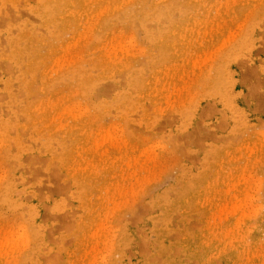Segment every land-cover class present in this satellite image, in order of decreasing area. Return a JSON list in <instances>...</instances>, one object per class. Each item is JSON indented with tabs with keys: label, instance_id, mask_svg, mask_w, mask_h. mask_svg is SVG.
<instances>
[{
	"label": "rangeland",
	"instance_id": "rangeland-1",
	"mask_svg": "<svg viewBox=\"0 0 264 264\" xmlns=\"http://www.w3.org/2000/svg\"><path fill=\"white\" fill-rule=\"evenodd\" d=\"M0 264H264V0H0Z\"/></svg>",
	"mask_w": 264,
	"mask_h": 264
},
{
	"label": "bare ground",
	"instance_id": "bare-ground-1",
	"mask_svg": "<svg viewBox=\"0 0 264 264\" xmlns=\"http://www.w3.org/2000/svg\"><path fill=\"white\" fill-rule=\"evenodd\" d=\"M8 10V9H7ZM3 26V25H2Z\"/></svg>",
	"mask_w": 264,
	"mask_h": 264
}]
</instances>
